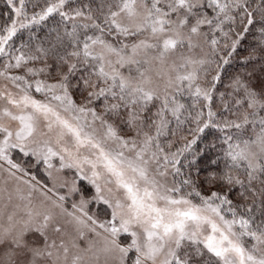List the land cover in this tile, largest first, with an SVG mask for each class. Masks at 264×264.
Masks as SVG:
<instances>
[{"label":"snow or ice","instance_id":"1","mask_svg":"<svg viewBox=\"0 0 264 264\" xmlns=\"http://www.w3.org/2000/svg\"><path fill=\"white\" fill-rule=\"evenodd\" d=\"M0 264H264V0H0Z\"/></svg>","mask_w":264,"mask_h":264}]
</instances>
